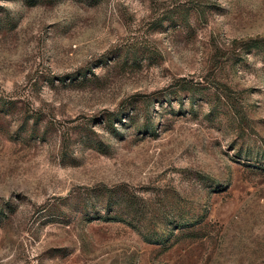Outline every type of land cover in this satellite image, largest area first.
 Masks as SVG:
<instances>
[{"label": "rangeland", "instance_id": "374dc122", "mask_svg": "<svg viewBox=\"0 0 264 264\" xmlns=\"http://www.w3.org/2000/svg\"><path fill=\"white\" fill-rule=\"evenodd\" d=\"M0 264H264V0H0Z\"/></svg>", "mask_w": 264, "mask_h": 264}]
</instances>
